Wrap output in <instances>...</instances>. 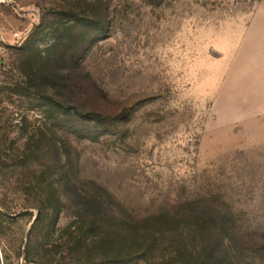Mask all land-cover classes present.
I'll return each mask as SVG.
<instances>
[{
  "label": "rangeland",
  "instance_id": "1",
  "mask_svg": "<svg viewBox=\"0 0 264 264\" xmlns=\"http://www.w3.org/2000/svg\"><path fill=\"white\" fill-rule=\"evenodd\" d=\"M0 27L29 31L0 44V264H179L99 246L47 192L72 175L121 218L215 202L243 243L220 264H264V0H8Z\"/></svg>",
  "mask_w": 264,
  "mask_h": 264
},
{
  "label": "trees",
  "instance_id": "2",
  "mask_svg": "<svg viewBox=\"0 0 264 264\" xmlns=\"http://www.w3.org/2000/svg\"><path fill=\"white\" fill-rule=\"evenodd\" d=\"M106 29L107 24H104L102 30ZM54 104L49 102L51 108L55 107ZM68 110L82 116L76 105H70ZM99 112L102 119H110L106 108L101 106ZM64 146L69 148L66 143ZM58 185L54 186L53 182L47 180L49 195L69 202L77 199L84 203L81 213L91 217L94 239L97 238L99 246L108 250L117 245L127 250L138 247L151 255L157 251L162 255L167 253L169 259L179 264H220L222 261L230 263L227 256L219 255L225 253L227 244L243 246L232 214L224 212L219 204L209 200L191 198L183 205H170L147 218H121L118 215V207H121L119 202L108 190L94 182L83 184L82 187L80 178L72 175L63 185ZM58 214L55 211L56 217ZM113 219L117 224L111 225ZM41 220L42 213L39 212L35 223ZM154 227L161 231H153ZM111 230L121 233L115 234ZM105 235L109 237L105 238Z\"/></svg>",
  "mask_w": 264,
  "mask_h": 264
},
{
  "label": "built area",
  "instance_id": "3",
  "mask_svg": "<svg viewBox=\"0 0 264 264\" xmlns=\"http://www.w3.org/2000/svg\"><path fill=\"white\" fill-rule=\"evenodd\" d=\"M6 4H8V0H0V7ZM28 33H29L28 30L24 33L19 31L6 32L4 28L0 27V44H6V45L20 44L25 41Z\"/></svg>",
  "mask_w": 264,
  "mask_h": 264
}]
</instances>
